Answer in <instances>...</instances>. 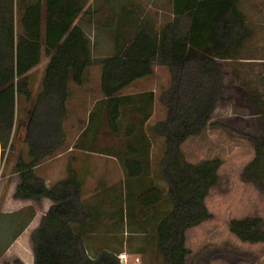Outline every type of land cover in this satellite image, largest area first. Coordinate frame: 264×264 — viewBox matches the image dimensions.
Masks as SVG:
<instances>
[{
	"label": "rangeland",
	"instance_id": "obj_1",
	"mask_svg": "<svg viewBox=\"0 0 264 264\" xmlns=\"http://www.w3.org/2000/svg\"><path fill=\"white\" fill-rule=\"evenodd\" d=\"M85 1L77 23L89 34L92 43H96L94 63L88 68L87 81L81 87L69 83L70 100L62 123L65 145L60 150L63 152L74 143L76 162L71 161V153L58 159L55 164L62 178L50 187L71 174L79 180L80 194H72L77 215L70 224L76 234L85 238L80 248L91 258L110 252L121 264L119 255L127 253L128 259L123 264H133L137 259L141 264H166L158 248L157 227L172 210L169 184L163 179L162 171V163L169 156L165 137L155 133L154 127L167 117L166 101L173 86V69L157 60L150 76L134 81L120 92L129 99L123 102L117 132L110 128L108 121L98 125L95 122L98 107L105 99L101 89L102 61L114 54L116 31L126 38L134 33L136 22L147 18L158 28L165 25L172 19L171 2ZM238 6L246 17L250 36L235 57L218 59L225 85L223 95L204 133L186 139L181 145L187 162L196 163L215 156L223 160L217 184L206 198L209 218L185 233L189 251L185 264H264V243L242 241L230 230L232 221L244 219L256 220L258 228L264 230V180L245 174L256 156L255 144L264 143V0H239ZM19 11L20 8L18 17ZM47 62L43 52L40 65L28 74L34 97L42 90ZM25 105L21 99L18 120ZM130 126L135 127L132 135L127 134ZM22 140L16 135L11 142L13 147L6 149L0 143V264H24L18 245L7 250L33 217L42 223L51 207L44 202L37 211V207L20 210L23 199L15 197L21 181L16 165L23 156L29 161L28 147ZM130 143L139 148L145 161L141 178H128L121 161L128 157ZM44 169H39L40 175ZM150 184L160 189L163 200L147 213L137 197ZM171 222L168 219V224ZM32 232L34 252L36 230Z\"/></svg>",
	"mask_w": 264,
	"mask_h": 264
},
{
	"label": "trees",
	"instance_id": "obj_2",
	"mask_svg": "<svg viewBox=\"0 0 264 264\" xmlns=\"http://www.w3.org/2000/svg\"><path fill=\"white\" fill-rule=\"evenodd\" d=\"M170 2L172 19L165 25L158 28L147 18L136 22L134 33L126 38L116 31L114 54L102 61L101 89L109 126L117 132L123 102L129 99L120 92L134 81L150 76L157 60L174 71L166 120L154 127V132L165 137L167 143L169 159L162 163V171L172 204V210L158 224L157 241L166 264H185L189 254L185 233L209 218L206 198L217 184L223 160L215 156L187 162L181 145L204 133L223 95L225 85L218 59L235 57L251 32L239 0ZM85 3L0 0V143L3 149L12 148L17 135L28 147L29 161L20 159L16 165L21 181L15 197L34 201L47 198L53 202L34 235L35 264H120L110 252L91 258L80 248L83 238L70 224L77 215L72 200V194H80L77 177L71 174L50 187L35 173L37 166L63 148L62 123L69 83L81 85L94 63L96 43L77 23ZM43 52L49 61L42 90L34 97L28 74L41 63ZM21 99L29 104L28 115L18 123L14 134ZM134 129L130 126L127 134L132 135ZM127 148L128 157L121 161L128 178H141L145 173L141 152L131 143ZM254 148L256 156L245 174L264 180V143H256ZM162 200V192L153 184L137 197L147 213ZM168 219H172L171 224ZM257 223L234 220L230 230L242 241L264 243V230Z\"/></svg>",
	"mask_w": 264,
	"mask_h": 264
},
{
	"label": "crops",
	"instance_id": "obj_3",
	"mask_svg": "<svg viewBox=\"0 0 264 264\" xmlns=\"http://www.w3.org/2000/svg\"><path fill=\"white\" fill-rule=\"evenodd\" d=\"M48 61H49V58H48ZM41 62H42V59H41ZM47 64H48V62H47ZM88 71L89 70L87 69L86 74H88ZM86 81H87V76H85V79H84L83 83L81 85H78V87L79 86L81 87L84 83H86ZM73 86H75V85L73 84ZM70 90H71V86L69 84V93H70ZM68 96L69 97H68L67 104H66L67 105V108H68V104H69V100H70V94ZM25 104L26 105L23 108L24 111H22V115H20L19 120H18V115H17V113H19V111H18L19 110V106L17 107L16 115H17V121H19L18 123H20L23 119H26L27 118V115H28V104L26 102H25ZM98 109L99 110L96 113L97 116H98V118H96V122H95L96 125L102 124L105 121L106 122L108 121V112H107V106L105 105V99H104V104L102 106L98 107ZM73 144H71L70 146H68V148L66 150H64L63 152H59L56 156H54V157H52V158L44 161L43 163H41L39 166H37L35 168V173L37 174L38 177H40L41 179H43L46 182L47 186H50L51 183H53L54 181H59V179L62 178V176L60 175V173L57 172L58 167L55 164V162L58 159H60L61 157H64L65 155H68V154L71 153L70 154L71 161L73 163L76 162L74 160V157H76V154L73 153V151H75L74 148H72V146L74 147ZM64 145H65V143H64ZM0 150H1V147H0ZM79 153H82V152H79ZM27 157H28V155H27ZM109 157H112V156H109ZM22 159H24V156L22 157ZM41 168H45L44 171H43V175H40L39 174V169L41 170ZM74 170H75V168H73L72 172H74ZM64 172H65V170H64ZM8 202L9 201H7V203ZM44 202L45 203H48V204L50 203V206L53 205L52 204L53 202H51L47 198H44L41 201H36V202L34 200H32V199H23L22 200V203L20 204L21 205L20 210H24V209L26 210V209H30V208L35 210L36 207H37V209H36V211H37V210L40 209V206L39 205H42ZM5 207H6V204L4 205V208ZM9 210H10V208H9ZM40 224H41V222H40L39 218L36 217V216L33 217L31 219V221H29L27 223V225L25 226L24 232L21 234V236L19 238H17L15 241H13V243L10 245V247L7 250V251H10L13 247H16V245H18V248L20 250L19 251V257L22 259V261L24 262V264H35V255H34V252H33V249H32L33 248V244H32L33 242L31 240V232L33 230L34 231L37 230V228L39 227ZM84 239H83V241H85ZM31 244H32V247H31ZM121 264H123V262H121ZM133 264H141V262L137 259L135 261V263H133Z\"/></svg>",
	"mask_w": 264,
	"mask_h": 264
},
{
	"label": "built area",
	"instance_id": "obj_4",
	"mask_svg": "<svg viewBox=\"0 0 264 264\" xmlns=\"http://www.w3.org/2000/svg\"><path fill=\"white\" fill-rule=\"evenodd\" d=\"M119 257H120V261L126 262L127 259H128V254L127 253H122V254L119 255Z\"/></svg>",
	"mask_w": 264,
	"mask_h": 264
}]
</instances>
